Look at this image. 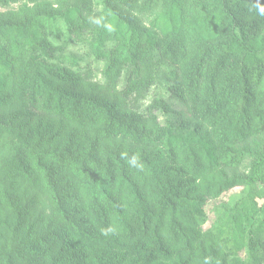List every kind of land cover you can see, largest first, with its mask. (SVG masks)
I'll return each instance as SVG.
<instances>
[{
    "label": "trees",
    "instance_id": "obj_1",
    "mask_svg": "<svg viewBox=\"0 0 264 264\" xmlns=\"http://www.w3.org/2000/svg\"><path fill=\"white\" fill-rule=\"evenodd\" d=\"M19 2L0 11V264H264V0L0 7Z\"/></svg>",
    "mask_w": 264,
    "mask_h": 264
},
{
    "label": "rangeland",
    "instance_id": "obj_2",
    "mask_svg": "<svg viewBox=\"0 0 264 264\" xmlns=\"http://www.w3.org/2000/svg\"><path fill=\"white\" fill-rule=\"evenodd\" d=\"M25 6L24 2H19L15 5H11L8 8H2L0 7V11L5 12V11H17L21 8H23ZM64 41L67 42V49L65 51V56H70V55H75L76 57L80 58V59H84L85 58V54H84V50L78 46L75 42V39L72 37H64L63 38ZM101 65H99L98 70L96 71V73L98 74V76L100 75V70H101ZM96 70V69H94ZM149 101V98L147 99V101L145 102V104H147ZM247 147L250 149L251 154H256L260 151L263 150L264 148V139H258L254 142H251L247 145ZM253 163V159H249L245 165L240 169L239 174H246L250 171L251 165ZM264 175V173H263ZM239 198V191L232 193L231 195H227L226 197H223L219 200L216 201H211L208 203L207 205V210L213 209L214 207L217 206H221V205H233ZM209 217L211 218L212 215L209 214Z\"/></svg>",
    "mask_w": 264,
    "mask_h": 264
}]
</instances>
